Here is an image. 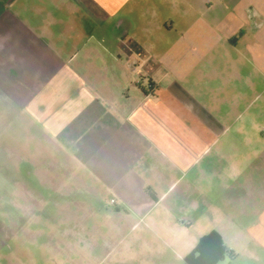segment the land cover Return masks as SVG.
Listing matches in <instances>:
<instances>
[{
  "label": "crops",
  "instance_id": "0c3cea01",
  "mask_svg": "<svg viewBox=\"0 0 264 264\" xmlns=\"http://www.w3.org/2000/svg\"><path fill=\"white\" fill-rule=\"evenodd\" d=\"M259 110L264 0H0V135L39 126L66 183L115 201L90 217L123 264H187L211 234L217 264H264Z\"/></svg>",
  "mask_w": 264,
  "mask_h": 264
},
{
  "label": "rangeland",
  "instance_id": "374dc122",
  "mask_svg": "<svg viewBox=\"0 0 264 264\" xmlns=\"http://www.w3.org/2000/svg\"><path fill=\"white\" fill-rule=\"evenodd\" d=\"M258 119L264 128V111ZM18 130L0 135V264L125 263L116 225L90 217L94 209L108 215L111 200L96 197L89 185L78 190L73 180L66 183L61 162L68 159L53 151L56 143L44 148L39 126L31 139L28 125Z\"/></svg>",
  "mask_w": 264,
  "mask_h": 264
},
{
  "label": "trees",
  "instance_id": "16d2710c",
  "mask_svg": "<svg viewBox=\"0 0 264 264\" xmlns=\"http://www.w3.org/2000/svg\"><path fill=\"white\" fill-rule=\"evenodd\" d=\"M198 256L187 257V264H217L225 257L229 251L224 247L222 239L216 234H211L203 238L197 248Z\"/></svg>",
  "mask_w": 264,
  "mask_h": 264
},
{
  "label": "built area",
  "instance_id": "2783aa9c",
  "mask_svg": "<svg viewBox=\"0 0 264 264\" xmlns=\"http://www.w3.org/2000/svg\"><path fill=\"white\" fill-rule=\"evenodd\" d=\"M137 83H139V81H137ZM111 202H112V204H114V203H115V201H114V200H112Z\"/></svg>",
  "mask_w": 264,
  "mask_h": 264
}]
</instances>
